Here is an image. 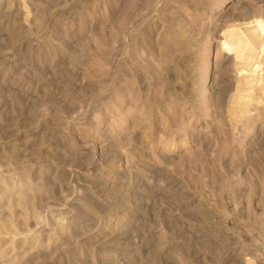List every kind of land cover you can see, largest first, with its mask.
I'll return each mask as SVG.
<instances>
[{
    "label": "rangeland",
    "instance_id": "374dc122",
    "mask_svg": "<svg viewBox=\"0 0 264 264\" xmlns=\"http://www.w3.org/2000/svg\"><path fill=\"white\" fill-rule=\"evenodd\" d=\"M262 30L264 0H0V264H264Z\"/></svg>",
    "mask_w": 264,
    "mask_h": 264
},
{
    "label": "bare ground",
    "instance_id": "6f19581e",
    "mask_svg": "<svg viewBox=\"0 0 264 264\" xmlns=\"http://www.w3.org/2000/svg\"><path fill=\"white\" fill-rule=\"evenodd\" d=\"M260 29H263V27L262 26H260L259 27ZM258 28V29H259ZM239 31V30H238ZM263 32H264V30H262ZM240 32L241 31H239V33L237 32V33H235V39H236V41H238L239 43L238 44H240V46H245L246 45V39H245V37H244V34H240ZM262 32V33H263ZM247 43H249L248 41H247ZM242 44V45H241ZM244 44V45H243ZM232 46V45H231ZM234 46V45H233ZM235 48H236V45L234 46ZM252 47V46H251ZM238 48H240V47H238ZM245 48V47H244ZM253 48V47H252ZM251 48V49H252ZM243 49V48H242ZM241 49V50H242ZM235 50V49H234ZM236 51V50H235ZM238 51H239V49H238ZM244 52V51H243ZM235 53H237V51L235 52ZM239 53H241V51L239 52ZM237 57H239V56H237ZM242 57V56H241ZM246 57V56H245ZM242 59H245V58H242ZM245 60H247V59H245ZM1 230H5V231H7V230H10V228H9V226L8 225H6V224H0V231Z\"/></svg>",
    "mask_w": 264,
    "mask_h": 264
}]
</instances>
